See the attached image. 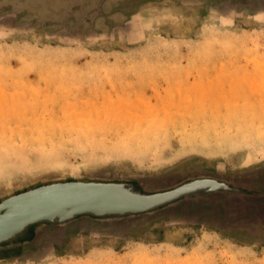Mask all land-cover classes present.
<instances>
[{
	"label": "rangeland",
	"instance_id": "obj_1",
	"mask_svg": "<svg viewBox=\"0 0 264 264\" xmlns=\"http://www.w3.org/2000/svg\"><path fill=\"white\" fill-rule=\"evenodd\" d=\"M261 169L264 0H0V197L62 177ZM164 213L0 264H264V233Z\"/></svg>",
	"mask_w": 264,
	"mask_h": 264
},
{
	"label": "water",
	"instance_id": "obj_2",
	"mask_svg": "<svg viewBox=\"0 0 264 264\" xmlns=\"http://www.w3.org/2000/svg\"><path fill=\"white\" fill-rule=\"evenodd\" d=\"M243 190L232 177L197 172L158 184L102 177L40 181L0 197V257L35 254L47 242L61 248L86 230L106 231L164 212L172 221L209 225L207 199L219 194L220 204Z\"/></svg>",
	"mask_w": 264,
	"mask_h": 264
},
{
	"label": "crops",
	"instance_id": "obj_3",
	"mask_svg": "<svg viewBox=\"0 0 264 264\" xmlns=\"http://www.w3.org/2000/svg\"><path fill=\"white\" fill-rule=\"evenodd\" d=\"M254 174H256L255 177L258 176V180L254 179L252 182H241V179L238 178L235 181L238 182L240 186H243V188L249 187L253 191H264V170L261 169ZM255 199L262 204V211L260 210V213L256 204L247 203L244 213L239 211L225 213L223 206L226 204L227 200L220 204L218 202L214 203L215 207L210 210L211 218L209 217L207 219V224L213 226L218 231H228L231 238L233 237L232 239L235 238V240H239L236 236L237 233H264V196H255ZM251 202L254 203L253 200Z\"/></svg>",
	"mask_w": 264,
	"mask_h": 264
},
{
	"label": "flooded vegetation",
	"instance_id": "obj_4",
	"mask_svg": "<svg viewBox=\"0 0 264 264\" xmlns=\"http://www.w3.org/2000/svg\"><path fill=\"white\" fill-rule=\"evenodd\" d=\"M258 192L259 191H253L251 188L246 187L243 191H239L238 193L230 196L227 199L226 204L223 206L225 213L234 211L244 213L247 206V200H255V196H264V191ZM213 201L215 203L216 199Z\"/></svg>",
	"mask_w": 264,
	"mask_h": 264
},
{
	"label": "bare ground",
	"instance_id": "obj_5",
	"mask_svg": "<svg viewBox=\"0 0 264 264\" xmlns=\"http://www.w3.org/2000/svg\"><path fill=\"white\" fill-rule=\"evenodd\" d=\"M50 128V127H49ZM59 129V128H58ZM201 183H204V182H201ZM200 182L198 183V184H201ZM193 186H194V184H193ZM229 191V190H228Z\"/></svg>",
	"mask_w": 264,
	"mask_h": 264
}]
</instances>
